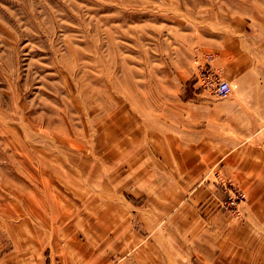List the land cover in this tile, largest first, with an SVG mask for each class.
Here are the masks:
<instances>
[{
	"label": "rangeland",
	"instance_id": "1",
	"mask_svg": "<svg viewBox=\"0 0 264 264\" xmlns=\"http://www.w3.org/2000/svg\"><path fill=\"white\" fill-rule=\"evenodd\" d=\"M263 24L264 0H0V264L82 258L71 238L115 263L128 248L114 238L119 221L145 235L124 205L164 203L147 201L148 187L172 188L171 211L186 204L203 223L213 210L211 193L197 200L205 184L214 211L237 219L243 189L194 153L210 142L162 119L201 103L198 93L221 98L206 79L227 81L229 42ZM229 189L244 193L235 207Z\"/></svg>",
	"mask_w": 264,
	"mask_h": 264
},
{
	"label": "crops",
	"instance_id": "2",
	"mask_svg": "<svg viewBox=\"0 0 264 264\" xmlns=\"http://www.w3.org/2000/svg\"><path fill=\"white\" fill-rule=\"evenodd\" d=\"M259 33L238 36L233 43L229 42L227 59H223L230 87L226 95L217 98L198 93L201 103L181 104L169 113L165 110L162 119L169 131L195 132L200 135L196 136L197 140L210 142L201 146L202 152L194 153L198 163L219 168L221 175L243 189L245 199L239 207V217L229 221L215 212L214 195L205 184L196 188L197 200L211 193L213 210L209 220L203 223L186 214V204L171 211L176 195L172 188L167 185L148 187L141 195L149 196L147 201H151L150 196L158 195L165 199L164 203L153 201L152 205L140 208L124 205L134 212L132 219L137 218L145 235L134 229L132 222L127 225L128 219L119 221V229L113 235L116 242L128 248L116 257L115 263L111 262L112 253L93 257L83 246L87 244L71 238L72 241L64 243L74 244V250L82 258L75 255L68 258L67 250L61 256L67 258L64 264H188L189 259L199 264H264V24ZM221 61L218 54L212 65L219 68ZM204 148L212 150L205 152ZM172 149L169 146L166 150L169 160L175 157ZM183 149L177 148L175 154L180 151V156L191 154ZM119 208L111 209L118 212ZM99 218L103 224L99 230L103 232L109 219L104 221L100 215ZM118 219L122 218L118 216ZM89 222L91 217L86 216L83 227L89 228ZM106 242L107 248L113 247L112 240ZM144 244L155 245L156 249L152 251ZM65 247L68 249L67 245Z\"/></svg>",
	"mask_w": 264,
	"mask_h": 264
},
{
	"label": "built area",
	"instance_id": "3",
	"mask_svg": "<svg viewBox=\"0 0 264 264\" xmlns=\"http://www.w3.org/2000/svg\"><path fill=\"white\" fill-rule=\"evenodd\" d=\"M207 83H210L212 92L219 96H224L229 91V84L226 80L223 79H206ZM229 193L226 195V203L231 206L235 207V205L242 201L244 199V193L243 191H240L238 189H229Z\"/></svg>",
	"mask_w": 264,
	"mask_h": 264
}]
</instances>
